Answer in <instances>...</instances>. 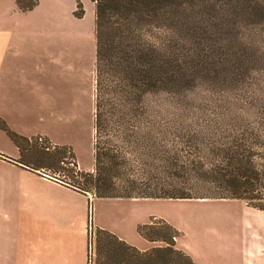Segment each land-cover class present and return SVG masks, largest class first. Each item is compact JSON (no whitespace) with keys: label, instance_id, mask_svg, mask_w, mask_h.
Segmentation results:
<instances>
[{"label":"trees","instance_id":"obj_1","mask_svg":"<svg viewBox=\"0 0 264 264\" xmlns=\"http://www.w3.org/2000/svg\"><path fill=\"white\" fill-rule=\"evenodd\" d=\"M92 1L93 171L78 167L70 146L47 144L40 135L23 136L0 120L19 149L16 161L95 197L231 198L264 210V106L170 113L151 105L150 93L174 85L175 69L169 48L146 37L170 14L175 0ZM16 3L28 10L37 0ZM73 14L81 17L82 5ZM172 124L176 128L170 129ZM166 132L175 133L174 150L160 143ZM137 232L158 244L139 250L96 228L97 255L108 246L101 263L196 264L176 247L180 231L163 218L149 216Z\"/></svg>","mask_w":264,"mask_h":264},{"label":"crops","instance_id":"obj_2","mask_svg":"<svg viewBox=\"0 0 264 264\" xmlns=\"http://www.w3.org/2000/svg\"><path fill=\"white\" fill-rule=\"evenodd\" d=\"M16 1L0 0V120L23 136L63 145L51 130L87 121L92 127V106L77 94L94 91L93 16L87 27L86 13L73 14L75 0H37L28 10ZM18 157L0 128V264H87L90 226L146 250L158 243L143 238L137 226L151 215L180 231L176 247L196 264H264V210L243 200L178 211L173 219L142 204L153 198L95 197L16 170Z\"/></svg>","mask_w":264,"mask_h":264},{"label":"rangeland","instance_id":"obj_3","mask_svg":"<svg viewBox=\"0 0 264 264\" xmlns=\"http://www.w3.org/2000/svg\"><path fill=\"white\" fill-rule=\"evenodd\" d=\"M79 2L81 4L75 0L74 10L82 5L89 27L92 16L94 20V2ZM164 15L159 26L150 30L146 38L169 48L175 83L168 90L150 93L151 105L157 104L156 108L170 113L207 108L233 111L264 106V0H175L170 14ZM83 43L88 40L85 38ZM83 85L89 88L88 80H84ZM77 95L82 96L85 106L91 104L93 114L94 91L93 94ZM56 96L52 94L53 101ZM71 96L73 94H61L62 98ZM66 124L62 131H51L54 135L60 134L64 145L72 148L78 167L92 172L93 115L91 130L88 121L82 127ZM171 128L176 125L172 124ZM174 134L166 132V140L160 143L174 150ZM41 137L42 142L55 144L48 137ZM13 168L26 169L20 165ZM229 200L232 199H147L142 204L175 219L178 211H197L208 204H230L227 203ZM94 232L92 260L93 264H102L106 261L108 246L100 247L97 255L96 230Z\"/></svg>","mask_w":264,"mask_h":264},{"label":"built area","instance_id":"obj_4","mask_svg":"<svg viewBox=\"0 0 264 264\" xmlns=\"http://www.w3.org/2000/svg\"><path fill=\"white\" fill-rule=\"evenodd\" d=\"M88 194H91L89 192H87ZM89 244H88V260H87V264H93V260H92V257L94 255V251H93V248H94V241H93V238H94V230L93 228H91V226L89 227Z\"/></svg>","mask_w":264,"mask_h":264}]
</instances>
